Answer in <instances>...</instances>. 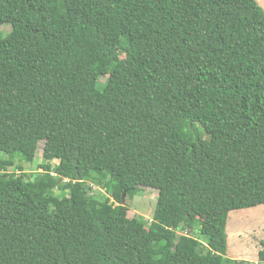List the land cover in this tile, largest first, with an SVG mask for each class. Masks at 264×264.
Instances as JSON below:
<instances>
[{"label":"trees","instance_id":"trees-1","mask_svg":"<svg viewBox=\"0 0 264 264\" xmlns=\"http://www.w3.org/2000/svg\"><path fill=\"white\" fill-rule=\"evenodd\" d=\"M1 26L0 264H249L226 227L264 184L256 0H0Z\"/></svg>","mask_w":264,"mask_h":264},{"label":"rangeland","instance_id":"rangeland-1","mask_svg":"<svg viewBox=\"0 0 264 264\" xmlns=\"http://www.w3.org/2000/svg\"><path fill=\"white\" fill-rule=\"evenodd\" d=\"M256 2L264 10V0H256ZM8 30V26L0 27L1 33L7 32ZM102 82H105V80L102 79ZM198 134L201 136L204 133L199 129ZM42 146L43 143L40 144L38 155L32 163L17 160L16 166L21 165L23 167L22 173L34 178L37 173L42 172L40 169L42 164L51 163L43 159ZM52 164L56 165L57 162H52ZM98 180L102 182V185L92 183L94 192L91 193L104 200L110 196L103 187L106 179L99 178ZM262 193H264V184L254 187V189L249 188L247 190L248 196L246 197L252 198L258 204H246L243 207L241 206L230 211L226 227L228 243L227 259L245 260L249 264L259 262V252L264 249L262 245L264 242V198H262ZM157 196L158 192L155 189L141 187L138 196L133 199L125 198L123 205L127 207L128 216L130 218L141 217L151 220L157 203ZM186 234L193 235L198 239L201 238L197 231L192 232L190 230Z\"/></svg>","mask_w":264,"mask_h":264}]
</instances>
